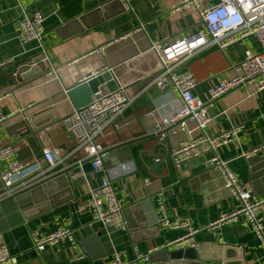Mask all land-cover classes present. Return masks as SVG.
I'll return each instance as SVG.
<instances>
[{"label": "crops", "instance_id": "crops-1", "mask_svg": "<svg viewBox=\"0 0 264 264\" xmlns=\"http://www.w3.org/2000/svg\"><path fill=\"white\" fill-rule=\"evenodd\" d=\"M114 1L0 0V116L6 117L0 124V147L12 145L24 163L42 159L48 145L68 155L77 144L62 121L76 108L65 91L108 68L133 100L116 121L119 129L109 127L98 139L105 149L104 171L95 172L92 161L78 151L57 168L70 169L69 186L65 187L64 182L52 186L50 207L46 201L44 206L40 202L23 210L15 199L0 200V234L11 254L18 264H107L114 253L132 263L138 254L148 255L186 233L162 231L157 225H150L143 208L139 226L127 213L136 226L127 231L106 229L93 222L87 204L89 189L100 186L102 179L109 176L124 208L150 199L158 214L162 199L169 217L190 218L200 230L196 242L203 248V257H222L208 262L264 264V248L252 226L227 224L215 231L208 230L223 214L238 209L240 202L223 187L220 175L210 169L207 155L177 170L170 154L185 139V133L177 126L164 128L161 134L165 139L161 142L157 136L145 134L150 126L148 113L158 109L172 115L180 108L173 89L161 90L154 83L160 61L151 45L168 43L199 30V10L186 7L188 0H128L133 11L122 12L111 5ZM208 4L203 1L201 7ZM107 6L110 8L106 9ZM36 11L45 17L42 44H21L17 23L24 13L32 15ZM100 48L103 50L99 51ZM247 51H261L254 36L224 51L216 45L204 47L188 58L181 70L194 75L198 81L194 94L207 102L211 118L208 135L243 127L236 141L222 147L218 156L229 161L241 185L264 199V173L259 175L264 163L255 161L254 174L252 162L246 156L264 145V90L244 86L209 102L210 89L233 76L232 67L244 60ZM41 55L45 56L39 63L44 73L24 79V73ZM3 191L0 181V195ZM257 219L264 227V206ZM61 223L70 224L74 241H61L39 253L31 233L49 234ZM220 238L226 245H222ZM215 244L222 245L223 251H215ZM77 254H84L85 258L74 261ZM163 260L164 255L158 253L154 264H162ZM140 264L145 263L142 260Z\"/></svg>", "mask_w": 264, "mask_h": 264}, {"label": "built area", "instance_id": "built-area-1", "mask_svg": "<svg viewBox=\"0 0 264 264\" xmlns=\"http://www.w3.org/2000/svg\"><path fill=\"white\" fill-rule=\"evenodd\" d=\"M126 11L132 8L128 0H119ZM207 1V7H201V2ZM214 1V3H212ZM193 6L200 12V29L177 36L168 43H153L151 50L156 53L160 61V70L155 78V85L161 89H173L180 100L179 110L172 115H165L158 109L148 113L150 126L145 129L146 135L157 136L161 141L165 138L162 129L179 127L186 137L180 144L171 150V159L177 170L194 159L205 157L213 153V158L207 161L210 169L220 175L223 187L240 202V207L230 213L223 214L217 221L211 223L208 230H218L223 225H250L261 240L264 248L263 225L257 219L259 210L264 206V199L257 198L253 189L241 185L237 175L227 160L218 156V151L236 141L243 127L235 126L218 135L210 136L206 133L211 118L208 114L207 102L194 94L198 81L191 72L181 70L183 63L200 49L216 45L222 51L249 36H254L261 46V51L246 52L242 62L232 67L233 76L221 80L210 89V101L218 100L232 91L242 87L253 86L256 91L264 90V0H188L187 6ZM133 11V10H132ZM45 17L41 11L32 15L24 13L17 23L18 39L21 44L38 42L42 44ZM143 29V26H141ZM103 49L100 48L99 51ZM109 69V68H108ZM107 69V70H108ZM111 71V69H109ZM118 89L109 92L98 90L92 96V102L86 107L74 109L65 117L63 125L74 135L76 147L68 155L48 145L43 149V158L32 163H24L12 145L0 147V181L4 191L0 200L14 196L33 181L57 171L72 159L74 153L83 151L92 161L95 172H102L104 168V147L98 142L109 127L119 129L116 121L132 106L125 91V87L118 82ZM66 94L69 91H65ZM29 105L28 108H32ZM25 109L23 108L22 111ZM6 117L0 116V124ZM198 135L194 136V133ZM264 153V145L246 153L251 158ZM81 161H79V164ZM157 226L160 230H184L186 233L161 248H155L148 255L138 254L132 263L123 261L120 253H114L107 264H140L143 260L149 264L154 252L163 249L181 250L197 248L196 235L200 232L195 228L190 218H171L168 216L164 200H159ZM88 207L93 214V222L101 223L106 229L127 231V222L124 217V207L117 198V192L112 178L105 176L100 186L90 188L88 192ZM34 248L42 253L48 246H55L61 241H74V231L70 224L61 223L58 228L49 234L31 233ZM222 245L226 243L220 238ZM84 254H77L74 261L84 259ZM0 264H18L0 234ZM207 264H226L224 261H212Z\"/></svg>", "mask_w": 264, "mask_h": 264}, {"label": "water", "instance_id": "water-1", "mask_svg": "<svg viewBox=\"0 0 264 264\" xmlns=\"http://www.w3.org/2000/svg\"><path fill=\"white\" fill-rule=\"evenodd\" d=\"M111 5H114L116 7H119L122 12H125V8L123 4L119 0H115ZM110 6H107L106 9H109ZM104 9V7L100 8V10ZM27 13V12H26ZM45 59L44 55H41L37 57L33 61V67L30 68L27 72L24 73L23 78L29 79L33 78L35 76L41 75L44 73V68L39 65L41 61ZM105 86V87H103ZM118 81L115 79L112 72L108 69L102 73H98L97 75H91L84 81L80 82L76 86H74L69 91V96L71 100L73 101L75 108L80 109L83 107L88 106L92 102V96L95 92H97L99 89L102 91H109L113 92L118 89ZM214 154L209 153L207 154V158L211 159L213 158ZM263 161L264 163V157L262 153H259L258 155H255L250 158V161L252 162V169L255 174L257 167L254 166L255 161ZM158 167V166H157ZM70 169H64V170H58L53 171L49 174H46L45 176L37 179L36 181H33L23 189L19 190L14 196L10 197L9 199H15L18 203L19 207L23 210H26L27 208H31L34 204H40L42 202L41 206H44V202L49 201V206H51V198L53 196L52 192V186L55 184H61L62 182L65 183V187H68V173ZM261 173H264V170H262ZM258 175V176H259ZM264 175V174H262ZM47 204V203H46ZM142 208L147 212V218L150 225H157L159 217L156 212L155 206L152 203L150 199H146L145 201H142L140 203H137L133 206L127 207L124 209V217L127 222L128 230L136 227L135 225H132L131 221L127 217V213H131L132 217L136 220L137 226H139L141 223V218L139 219V216L142 215ZM158 229V228H157ZM96 238V237H93ZM223 246L215 244L214 250H218L220 252L223 251ZM203 248L202 246H198L197 248H184L181 250H170V249H163L162 251L158 252L160 255H164V260L162 261V264H206L210 260H218L222 259L221 255H213V257H203L201 254ZM157 253V254H158ZM157 254H153L150 257L149 264H154V257H156ZM205 260V261H203ZM204 262V263H202Z\"/></svg>", "mask_w": 264, "mask_h": 264}]
</instances>
